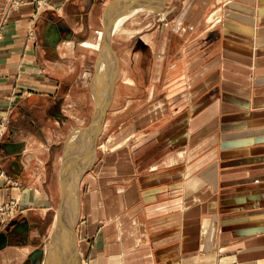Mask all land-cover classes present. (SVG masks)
I'll use <instances>...</instances> for the list:
<instances>
[{
	"label": "crops",
	"instance_id": "obj_1",
	"mask_svg": "<svg viewBox=\"0 0 264 264\" xmlns=\"http://www.w3.org/2000/svg\"><path fill=\"white\" fill-rule=\"evenodd\" d=\"M182 1L52 0L49 9L37 11L34 0H0V119L7 121L0 142V206L15 203L14 217L0 220L9 227L0 264H264V227L255 210H241L246 197L231 202L242 203L236 211L218 210L213 199L176 201L186 208L175 211L166 231L160 228L161 207L170 202L158 194L165 187L133 184L131 197L117 190L108 199L89 176L106 172L111 178L120 160L133 174L123 143L135 124L125 136L113 131L126 125L117 115L128 116L132 101L125 97L122 103L117 78L125 79L128 91L137 89L136 74L121 64L144 62V47L164 62L167 42L187 34L190 48H198L202 17L223 2ZM230 1L234 6L225 12L254 13L255 61L262 62L263 0H252V8L247 0ZM119 46L128 48L124 57ZM193 51L189 78L196 81L195 63L208 60L203 50ZM170 68L165 79L172 88L181 72ZM97 126L93 144L89 137ZM104 133L110 134L102 161L97 139ZM86 181L95 192L79 194ZM226 201L224 208L231 205Z\"/></svg>",
	"mask_w": 264,
	"mask_h": 264
},
{
	"label": "rangeland",
	"instance_id": "obj_2",
	"mask_svg": "<svg viewBox=\"0 0 264 264\" xmlns=\"http://www.w3.org/2000/svg\"><path fill=\"white\" fill-rule=\"evenodd\" d=\"M229 1L216 4L202 17L198 48H190L187 34L180 42L176 41L178 39L167 42L164 62L158 64L152 47H144V62L121 64V70L136 74L133 81L137 89L128 91L125 79L117 78L122 103L125 97L132 101L128 102V116L125 111L117 115L126 125L117 126L113 131L125 136L131 124H135L136 132L128 135L123 143L130 151L133 174L120 159L115 164L118 170L111 178L105 169V174L94 170L89 174L99 186L97 193L102 192L108 199L115 197L117 190L123 197H131L133 192L129 188L133 184H143L145 188L165 187L158 194H163L170 202L165 208L161 207L164 223L160 228L166 231L175 223V211L186 208L175 206V202L181 200L183 205L187 199H213L218 210L236 211L242 203L231 202L246 197L248 202L241 210H255L264 227V59L255 61L254 13L247 10L238 16L225 12L226 6H234L233 1L230 4ZM51 2L34 0L37 11L49 9ZM251 2L247 0L246 4L252 8ZM40 3L42 6L38 7ZM16 4L12 1L10 8ZM262 6L264 9V0ZM234 19H239L241 24ZM126 46L118 48L123 57L127 55ZM194 49H198V53L203 50L204 59L208 60L207 63L199 59L194 70L191 69L197 76L196 81L189 78V58L195 53ZM173 65L180 68L181 74L171 88L165 72ZM145 118L147 121L143 123ZM1 122L5 124L4 136L7 121L0 119ZM206 125L208 131L196 141L194 136L200 135ZM109 134L104 133L97 139V146H103L97 150L102 161L104 152H108L105 140ZM87 182L79 194L95 192V184ZM226 200H230L231 205L224 208L221 205ZM203 209V205L199 206L200 212ZM262 261L264 263V258Z\"/></svg>",
	"mask_w": 264,
	"mask_h": 264
},
{
	"label": "built area",
	"instance_id": "obj_3",
	"mask_svg": "<svg viewBox=\"0 0 264 264\" xmlns=\"http://www.w3.org/2000/svg\"><path fill=\"white\" fill-rule=\"evenodd\" d=\"M47 0H42L43 3H45ZM50 2V0H49ZM42 4L40 3L38 7H41ZM50 6V3H49ZM5 126V124L3 122L0 123V141L3 138L2 133H3V127ZM14 208H15V204L11 203V204H7V205H2L0 206V220H8L10 218L14 217Z\"/></svg>",
	"mask_w": 264,
	"mask_h": 264
},
{
	"label": "bare ground",
	"instance_id": "obj_4",
	"mask_svg": "<svg viewBox=\"0 0 264 264\" xmlns=\"http://www.w3.org/2000/svg\"><path fill=\"white\" fill-rule=\"evenodd\" d=\"M216 21H214L213 23H215ZM101 114V116H102V114L104 115V111L103 110H101L100 111V113H99V115ZM97 127L94 129V131H92L91 132V134H90V137H89V139L91 140V141H95V138H96V132H97ZM95 144V143H94ZM90 146V147H89ZM88 148H89V150H90V152H91V147H92V150H94L93 149V145L91 146V145H88L87 146ZM88 150V149H87ZM88 155H89V151H88ZM91 155V154H90ZM88 158V157H87ZM90 161V160H89ZM89 161L87 162V160H86V162H87V164L86 165H88V163H89ZM76 190V189H75ZM76 195H77V193H76ZM66 212V211H65ZM78 211H77V207H71L70 209H69V213H70V215H71V217L72 216H76L75 214L77 213ZM66 222V221H65ZM66 224V223H65Z\"/></svg>",
	"mask_w": 264,
	"mask_h": 264
},
{
	"label": "water",
	"instance_id": "obj_5",
	"mask_svg": "<svg viewBox=\"0 0 264 264\" xmlns=\"http://www.w3.org/2000/svg\"><path fill=\"white\" fill-rule=\"evenodd\" d=\"M101 116V114H100ZM102 118H103V114H102ZM97 129L98 131L96 132V137L99 135V132H100V126H97ZM93 144H94V141H93ZM9 232V227L6 226V225H2L1 222H0V250L4 247L3 245L5 244V239H6V236H5V233H8Z\"/></svg>",
	"mask_w": 264,
	"mask_h": 264
}]
</instances>
